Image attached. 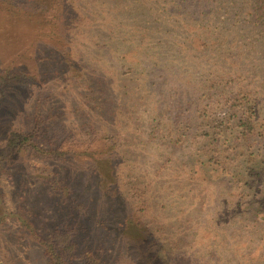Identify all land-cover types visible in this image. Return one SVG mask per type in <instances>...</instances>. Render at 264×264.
Segmentation results:
<instances>
[{
    "label": "rangeland",
    "instance_id": "rangeland-1",
    "mask_svg": "<svg viewBox=\"0 0 264 264\" xmlns=\"http://www.w3.org/2000/svg\"><path fill=\"white\" fill-rule=\"evenodd\" d=\"M120 1L130 10L140 0ZM10 11L0 1V75H3L0 153L5 150L12 129L29 130L36 101L41 106V117L47 120V136L53 134L51 128L55 127L63 136L73 138V142L78 141V137L80 141L77 145L68 141L62 143V149L75 151L65 154V159L35 149L4 153L0 162V264H49L42 245L30 239L29 228L24 224L28 222L39 232H46L71 212L82 222L87 213L93 214L89 222L93 230L87 235L101 244L108 254V264H152L160 259L165 260L162 264H264V222L261 220L264 208L256 211L255 206L246 209L243 215L233 211L226 215L222 184L203 177L206 169L200 164L201 157L194 152L197 145L192 139L170 148L163 146L159 139L146 137L147 120L155 108L163 110L165 106L164 111L169 114L162 120L166 124H171L174 114L180 111L185 116L199 112L212 118L213 114L224 112L226 99L241 86L259 93L261 121L256 127L257 132H261L259 125L264 126V41L246 49L243 42L236 46L232 54L242 51L241 57H221L211 46H203L195 37L196 29L179 28L176 23L162 24L163 30L147 32L139 40L148 47L144 54H149L152 62H158L147 75L140 72L143 66L151 65L146 55L133 56L132 53L127 57L125 62H133L131 80L122 77L128 74V68L113 72L106 54L99 62L85 64L99 75L105 68L109 69L108 80L104 78V81L117 96L118 86L126 82L118 102L104 98L110 99L108 121L113 116L118 119L127 136L126 143H121L112 156L114 176L112 172L99 170L83 151L85 146H78L87 136L70 132L73 125L84 127L86 124L82 115L84 105L82 96H76L74 85L68 84L61 73L66 69V62L58 60L62 53L58 56L54 53L53 24L42 23L41 27H36ZM242 28L248 35L246 25ZM75 35L78 37L80 33ZM187 36L190 37L187 39ZM135 47L140 48L134 46L133 52L137 50ZM61 49H66L64 43ZM58 68L62 71L55 72ZM138 74H141L139 79ZM153 74L162 76L152 79ZM155 79H165L166 83L157 88L152 85L149 89L148 81ZM138 84L144 85L145 90L137 88ZM104 96L102 93V98ZM133 122L142 126L135 147L131 138ZM42 138L48 137L42 135ZM37 145L43 150L48 147L43 139L38 140ZM253 145L255 154L249 163L252 175L241 172L240 176H235L231 187L233 197H228L231 200L241 189L244 193L256 187L264 191V149L256 142ZM90 148L89 151H96L93 155L96 158L104 147L96 141ZM236 163L245 164L239 158ZM43 170L56 171L73 191L72 199L53 192L42 178ZM254 172H259L257 184L258 174L253 175ZM137 190L144 194L145 204L135 200ZM246 202L248 205L249 201ZM77 203L81 204L79 209ZM133 220L147 228L140 236L150 243L136 246L147 247L149 256L144 257V249L137 251L133 243L137 237L133 234Z\"/></svg>",
    "mask_w": 264,
    "mask_h": 264
},
{
    "label": "trees",
    "instance_id": "trees-1",
    "mask_svg": "<svg viewBox=\"0 0 264 264\" xmlns=\"http://www.w3.org/2000/svg\"><path fill=\"white\" fill-rule=\"evenodd\" d=\"M0 1L5 3L9 10L11 9L10 12L18 14L21 21L35 24L36 27H41L42 23L53 24L56 39L54 53L57 52V56L62 53L58 60L66 62V69L61 73L67 78L68 84L74 85L76 96H82L84 105L82 115L86 124L84 127L80 124H72L70 132L75 136H87L86 141L78 146H85L83 151L88 159L93 161V165H98L99 170L112 172V175L115 174L111 166L112 156L116 154L121 143H126L127 136L118 119L113 116L111 121H108L107 117L111 115L109 111L111 108L108 105L110 99L104 98L110 97L118 102L126 82L123 81L118 86L120 91L117 96L104 81L109 69L105 68L99 75V72L90 71L85 64L90 61L99 62L106 54L114 67L113 72L128 68V74L122 77L131 80L133 62H125L127 57L132 53L133 56L146 55L151 65L143 66L140 72L147 75L149 70L158 65V62L156 60L152 62L151 56L144 54L148 51V47L141 45L142 42L139 40L146 36L147 32L163 30L162 24L176 23L179 28L196 29L195 37L203 43V46L205 48L211 46L221 57H241L242 51L232 54L236 46L243 42V48L246 49L249 45H260L264 41V0H140L135 8L130 10H127L128 5L120 0H114V3L113 0ZM242 25H246L248 35L243 31ZM78 32L80 36L76 37L75 34ZM135 39L138 41H133ZM61 43H64L66 49H61ZM134 46L140 48L135 47L137 50L133 52ZM59 69L55 72L62 71ZM243 72L249 73L250 70ZM140 76L141 74H138L137 78L139 79ZM161 76L162 74H153L152 79ZM2 77L3 75H0V82L3 81ZM110 81L113 82V79ZM148 82L150 89L152 85H155V88L163 86L166 80L155 79ZM140 87L145 90L144 85L138 84L137 88ZM241 87L226 99L222 114H213L211 118L209 114L199 115V112L185 116L180 111L174 114L171 124H166L162 118L169 113L164 111L165 106H163V110L154 109L151 118L147 120L149 126L146 125L147 139H159L163 146L172 148L177 144H185L190 139L195 142L197 148L194 152L201 157L200 164L206 169L204 170L206 175L203 177L222 184L226 215H230L232 211L237 215H243L246 209L255 206L256 211L264 208V191L257 187L247 193L241 189L235 194V199L228 198L233 197L231 187L236 175L241 172L252 175L249 163L255 154L252 150L253 147L255 148L253 143L256 142L264 149V126L259 125L261 132H257L256 127L261 121L260 102L257 99L259 93L245 86ZM216 89L218 88L214 90ZM102 93L105 94L103 98ZM40 107L39 101H36L29 130L24 131L20 127L11 130L4 145L5 150L0 153V162L4 153L11 150L35 149L60 159H65V154L75 152L70 148L62 149V143L66 141L72 143L74 139L63 136L58 128L52 127L53 134L47 136V120L41 117ZM179 116L183 117L179 118ZM141 132L142 126L133 122L131 138L134 147ZM42 135L48 138H42ZM78 138V141L73 142L72 145H77L76 143L80 141V137ZM41 139L48 145L45 150L37 145V141ZM95 140L100 141L102 148L104 147L96 158L93 157L96 151H89ZM122 140L124 141L121 142ZM237 158L245 164H237ZM235 168H241L243 171ZM41 173L45 174L42 178L53 192L59 195H73V191L62 182L56 171L43 170ZM253 175H257L255 184L260 182L259 172H254ZM237 180L239 181V178ZM134 195L136 201L141 204L146 203L141 190L135 191ZM245 196L250 197L247 199L248 205ZM77 207L79 209L81 204L77 203ZM77 216L73 212L69 213L68 216L51 225L46 232H39L28 222L24 225L29 228L30 239L42 245L49 264H108L106 259L108 254L101 244L94 242L92 237L87 235L93 230L89 223L93 219V214L87 213L83 222ZM101 220L103 221L102 218ZM261 220L264 222V217ZM132 226L133 234L137 236L133 240L137 251L144 249V257L149 256L147 247L136 246V244L150 243L140 236L147 231V228L138 220H133ZM93 238H97V235H93ZM163 262L165 260L160 259V262L152 264Z\"/></svg>",
    "mask_w": 264,
    "mask_h": 264
}]
</instances>
